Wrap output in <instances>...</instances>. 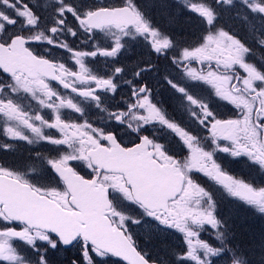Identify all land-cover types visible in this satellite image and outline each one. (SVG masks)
<instances>
[{
	"label": "snow or ice",
	"instance_id": "snow-or-ice-1",
	"mask_svg": "<svg viewBox=\"0 0 264 264\" xmlns=\"http://www.w3.org/2000/svg\"><path fill=\"white\" fill-rule=\"evenodd\" d=\"M233 11L252 46L224 21ZM98 32L110 43L91 51L64 39ZM254 47L264 49V0H51L43 9L0 0L2 131L55 153L0 163V264H264V228H235L241 209L264 217V59L249 62ZM125 54L132 62L116 66ZM96 57L111 68L88 67ZM122 87L127 100L112 103ZM221 104L234 115L224 118ZM90 111L108 123L94 126ZM221 152L233 159L218 162ZM225 164L249 173L237 178ZM198 173L219 187L202 186Z\"/></svg>",
	"mask_w": 264,
	"mask_h": 264
},
{
	"label": "flooded vegetation",
	"instance_id": "flooded-vegetation-1",
	"mask_svg": "<svg viewBox=\"0 0 264 264\" xmlns=\"http://www.w3.org/2000/svg\"><path fill=\"white\" fill-rule=\"evenodd\" d=\"M39 4L41 5V8L43 9L44 6H46L48 3L51 2V0H38ZM101 4H109V5H116L118 6L121 3V0H99ZM154 15L156 20L160 21L161 23L164 22L163 17L161 16L159 11L154 10ZM71 20V17H69ZM191 31H194V28L191 29ZM200 30L196 33L199 35ZM64 39H67L69 43H73L75 50H82V51H91L94 50L93 44H100L101 47H106L110 41L109 38L102 32H98L96 39L91 42H87L86 37L80 36L78 39L73 40V38L66 36ZM33 47H36V45H33ZM47 48V45H43L39 47V51L43 52ZM137 53L141 51L140 47L136 48ZM53 55L57 57H62L61 62H65L66 66L72 68L73 71L78 70V66H73V63L68 59L67 53L63 52L62 50H54ZM127 54L120 56L118 59L120 61L119 64L116 66H121L123 64H130L132 62L131 59L126 58ZM86 63L88 67L94 69V70H99V71H104L106 68L110 69L113 61L111 58H103V57H96V58H87ZM198 65L193 64V67H197ZM237 71H240L241 74L242 70L237 69ZM5 78L2 73H0V79ZM127 79V77H125ZM54 88L59 89L63 94L65 95H74L69 92H64V90L56 83L53 82L52 85ZM163 86H158V90L161 89ZM129 94V90L127 87H122L119 91V93L116 95V99L112 101V103H116L117 101L120 100H127ZM170 93H164L163 95L159 96V99L161 100H166ZM27 103V102H25ZM165 107L169 109V111H172V108L169 106V104H165ZM114 109H109V111H112ZM217 111L222 113L224 115V118H228L234 115L232 111V106L231 105H226V104H221L220 106L217 107ZM64 115L67 119L73 121V122H82L79 119V115L75 114L71 110H65ZM89 117L91 118L92 121H95V125L97 127H103L105 124L108 123L107 119V113H100L97 111H90L89 112ZM3 128V121L0 120V145L4 144H10L11 147L9 149H5L3 147H0V163H5L9 166H13L15 164H18L23 158H27L29 155H35L36 152H42L44 155H55V153L50 152L49 149L52 147L50 145H39V144H34V145H28L24 141H18V140H12L10 137H7L5 133L2 131ZM49 134H52L54 136L58 135L54 130L51 131ZM157 135H167L166 132H161L157 131ZM203 135H207L206 133H203ZM128 138L125 137V140ZM175 151L179 152L180 148L179 146L175 147ZM182 155H186V151L181 153ZM218 157L220 158L218 162H222L225 157H227L229 160L233 159L231 157H228V154L226 153H218ZM240 159V158H236ZM246 160L247 157H244ZM74 167L77 168V171L80 172L81 175L87 176L88 170L86 166L82 164V162H74L73 164ZM225 170L230 174L233 175L237 178H245L247 174L249 173V169L247 165H244L242 168L237 167L235 165H228L225 164ZM252 175H256L255 173H252ZM197 180L199 183H201L202 186H205L208 189L215 190L216 187H219L218 185H215L213 181H211L209 178H207L204 174L198 173L197 174ZM217 195L219 196L220 193L217 192ZM210 232H205L201 238L203 239H208ZM73 253V254H72ZM69 255H74L75 250L74 249H69L68 253ZM63 258V257H62Z\"/></svg>",
	"mask_w": 264,
	"mask_h": 264
},
{
	"label": "rangeland",
	"instance_id": "rangeland-1",
	"mask_svg": "<svg viewBox=\"0 0 264 264\" xmlns=\"http://www.w3.org/2000/svg\"><path fill=\"white\" fill-rule=\"evenodd\" d=\"M232 14H235V12L233 11ZM233 20H235V21L232 22ZM224 21H226V23L229 27H231L232 25H235L236 28H233V31L235 33H238V34H243V37L245 39L249 40L250 44H251V35L249 32L250 26L248 24H246L239 17L235 16L233 18L230 15H228L227 18H224ZM255 23L257 24V27H259V20L258 19L255 21ZM198 30L195 31V33H197ZM238 37H240V36L238 35ZM260 50H261V48L254 47L252 56L253 57H254V55L257 56L256 51H260ZM260 55L264 57V54H260ZM258 56H259V54H258ZM254 60H255L254 63L260 62V60H258V59H254ZM256 183L257 184L260 183V177L259 176H257V178H256ZM256 213L257 212H255V209H253L252 211H245L243 209L239 210L238 214L235 217V228H236L238 234L243 233L245 231H252V230L259 231L260 229L264 228V217H262L260 214L258 215ZM133 230L138 231L136 229H133ZM17 244H19V242H17ZM170 244L173 247L179 248L182 245V234H180L179 232H175L171 236ZM64 255L65 254H62V257ZM67 255H69V254H67Z\"/></svg>",
	"mask_w": 264,
	"mask_h": 264
},
{
	"label": "trees",
	"instance_id": "trees-1",
	"mask_svg": "<svg viewBox=\"0 0 264 264\" xmlns=\"http://www.w3.org/2000/svg\"><path fill=\"white\" fill-rule=\"evenodd\" d=\"M228 15H230L231 17H235L236 15L235 14H232V12H228V13H225V17L227 18V16ZM236 20V19H235ZM235 20H233L232 22H234ZM231 29H232V31H233V28H236V26L235 25H232L231 27H230ZM198 29L197 28H195L194 27V31H197ZM234 32V31H233ZM238 34V33H237ZM240 37H243V34H238ZM244 38V37H243ZM257 52V51H256ZM258 53V52H257ZM256 53V54H257ZM258 57L257 56H254V59H257ZM256 214H258L259 215V213L257 212Z\"/></svg>",
	"mask_w": 264,
	"mask_h": 264
},
{
	"label": "bare ground",
	"instance_id": "bare-ground-1",
	"mask_svg": "<svg viewBox=\"0 0 264 264\" xmlns=\"http://www.w3.org/2000/svg\"><path fill=\"white\" fill-rule=\"evenodd\" d=\"M262 51H261V54H264V49H261ZM261 56V55H260ZM261 59H264V57L263 56H261Z\"/></svg>",
	"mask_w": 264,
	"mask_h": 264
}]
</instances>
